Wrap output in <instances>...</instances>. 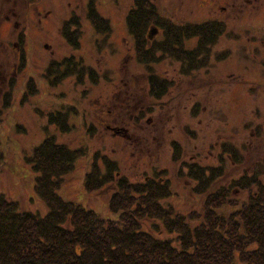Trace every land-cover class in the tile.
Masks as SVG:
<instances>
[{"label": "rangeland", "instance_id": "obj_1", "mask_svg": "<svg viewBox=\"0 0 264 264\" xmlns=\"http://www.w3.org/2000/svg\"><path fill=\"white\" fill-rule=\"evenodd\" d=\"M15 1L0 0V107L2 93L11 80L15 82L12 105L0 122V193L21 210L46 214L26 158L47 130L58 142L87 152L65 179L62 197L107 219L115 218L109 211L115 189L89 194L83 186L97 155L100 164L102 157L115 161L120 175L133 182L168 180L173 197L167 203L185 215L201 211L204 200L193 192L195 182L186 176L187 165L218 168L223 156L222 185L253 171L264 181V0H152L159 13L175 24L226 25L204 69L183 75L180 63L170 58L151 65L157 75L173 83L159 101L149 95L150 72L137 62L127 29L134 0H96L98 12L112 26L108 38L98 35L86 19L89 0H23L16 11ZM71 12L83 25L79 50L61 35ZM17 33H22L21 39ZM196 44L194 40L187 47ZM70 56L94 69L98 83L86 79L79 85L67 79L51 87L43 75L46 68L52 60ZM31 81L37 93L28 94L24 102ZM69 107L77 110L70 115L72 131L47 129V114ZM176 144L182 152L180 161L174 156ZM223 147L237 149L243 164L231 162ZM161 231L159 236L171 237Z\"/></svg>", "mask_w": 264, "mask_h": 264}, {"label": "trees", "instance_id": "obj_2", "mask_svg": "<svg viewBox=\"0 0 264 264\" xmlns=\"http://www.w3.org/2000/svg\"><path fill=\"white\" fill-rule=\"evenodd\" d=\"M85 15L96 33L108 38L112 26L98 12L96 0L88 1ZM126 23L135 58L150 72L149 95L158 101L173 83L157 75L151 65L170 58L180 63L183 75L204 69L225 32L224 24L218 21L175 24L159 13L152 0H134ZM81 29L78 16L61 28V35L74 50L81 48ZM154 30L159 38L150 37ZM194 40L196 46L188 48ZM24 66L22 61L21 71ZM43 75L51 87L67 79H75L79 85L86 79L97 84L99 77L74 56L52 60ZM9 85L2 93L0 122L13 102L14 80ZM36 93V85L29 82L23 101ZM76 111L69 107L48 113L47 129L70 133L74 128L70 115ZM47 133L26 158L34 173L35 194L44 203L46 214L21 210L17 202L0 193V264H264V181L259 172L244 173L222 185L226 178L223 156L218 168L187 165L186 176L195 182L193 192L204 200L201 211L185 215L167 203L173 197L168 180L133 182L120 175L115 161L102 157L100 164L97 155L83 186L89 194L110 186L115 189L109 201L115 218L107 219L62 197L65 179L87 152L72 149ZM223 148L231 162L243 164L237 149ZM181 154L176 144L175 159L180 161ZM236 193L246 194V200L237 198ZM162 229L171 237L159 236Z\"/></svg>", "mask_w": 264, "mask_h": 264}, {"label": "flooded vegetation", "instance_id": "obj_3", "mask_svg": "<svg viewBox=\"0 0 264 264\" xmlns=\"http://www.w3.org/2000/svg\"><path fill=\"white\" fill-rule=\"evenodd\" d=\"M5 1H6V3H10L11 0H5ZM20 1H23V0H16V1H15V5L13 4V6H14L13 8L15 9V11L17 10V8H18L19 5L22 6V3H21ZM26 1H27V0H26ZM14 15H15V17H16V16H17V13L15 12ZM23 15H27L25 18H26V20H28V14H24V13H23ZM73 16H76V13H75V12H73V13L71 12L70 17H68L63 23L69 21ZM7 17H8V16H7ZM5 21H8V18L5 19ZM223 24H224V23H223ZM17 25H18V23L14 25L16 31H18V30H17V27H18ZM224 26H226V25L224 24ZM22 33H23V32H22ZM22 33H21V35H20L19 33H17L18 38L21 39ZM24 33H25V29H24ZM24 33H23V35H24ZM155 36H156V35H155ZM263 44H264V41H263Z\"/></svg>", "mask_w": 264, "mask_h": 264}, {"label": "water", "instance_id": "obj_4", "mask_svg": "<svg viewBox=\"0 0 264 264\" xmlns=\"http://www.w3.org/2000/svg\"><path fill=\"white\" fill-rule=\"evenodd\" d=\"M156 34H157V30H154V31H152L150 37H153V36H155Z\"/></svg>", "mask_w": 264, "mask_h": 264}]
</instances>
